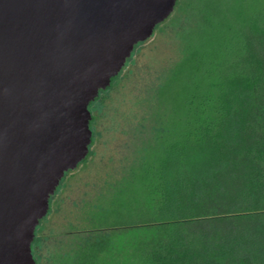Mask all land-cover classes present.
<instances>
[{
	"label": "trees",
	"instance_id": "obj_1",
	"mask_svg": "<svg viewBox=\"0 0 264 264\" xmlns=\"http://www.w3.org/2000/svg\"><path fill=\"white\" fill-rule=\"evenodd\" d=\"M197 1L200 22L184 31L197 33L173 70L181 131L133 168V192L97 207L98 223L81 218L95 243L123 239L120 260L104 252L101 264H264V7L232 17L239 0Z\"/></svg>",
	"mask_w": 264,
	"mask_h": 264
},
{
	"label": "water",
	"instance_id": "obj_2",
	"mask_svg": "<svg viewBox=\"0 0 264 264\" xmlns=\"http://www.w3.org/2000/svg\"><path fill=\"white\" fill-rule=\"evenodd\" d=\"M177 0H0V264H34L49 199L91 144L89 105Z\"/></svg>",
	"mask_w": 264,
	"mask_h": 264
},
{
	"label": "rangeland",
	"instance_id": "obj_3",
	"mask_svg": "<svg viewBox=\"0 0 264 264\" xmlns=\"http://www.w3.org/2000/svg\"><path fill=\"white\" fill-rule=\"evenodd\" d=\"M193 2L196 12L188 8ZM259 3L264 7V0H239L230 16L241 10L250 14ZM183 5L186 12L173 10L149 39L135 46L120 73L89 105V157L60 181L53 213L39 222L34 235V264H101L104 252L109 260L123 256L122 238L110 237L108 247L97 244L98 238L93 240L83 229L81 218L87 217L90 227L98 223L97 207L109 208L133 192L138 186L131 176L133 168L163 146L160 140L181 131L182 104L176 107L172 100L181 79L173 70L182 47L197 33V26L189 34L184 31L200 22L202 3L187 0Z\"/></svg>",
	"mask_w": 264,
	"mask_h": 264
},
{
	"label": "flooded vegetation",
	"instance_id": "obj_4",
	"mask_svg": "<svg viewBox=\"0 0 264 264\" xmlns=\"http://www.w3.org/2000/svg\"><path fill=\"white\" fill-rule=\"evenodd\" d=\"M91 118H92V115H91ZM91 121V120H90Z\"/></svg>",
	"mask_w": 264,
	"mask_h": 264
}]
</instances>
